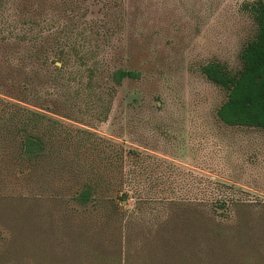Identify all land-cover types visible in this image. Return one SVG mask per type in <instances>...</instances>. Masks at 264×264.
<instances>
[{
  "label": "rangeland",
  "instance_id": "374dc122",
  "mask_svg": "<svg viewBox=\"0 0 264 264\" xmlns=\"http://www.w3.org/2000/svg\"><path fill=\"white\" fill-rule=\"evenodd\" d=\"M254 1L0 0V264H264V132L220 122L226 92L201 71L213 61L240 69ZM66 7L75 32L90 39L91 84L75 58L64 76L50 64L32 68L27 45L10 35L47 34L69 23ZM32 17L38 25L24 23ZM117 69L139 77L114 86L104 117ZM18 82L27 104L12 99ZM16 103L58 122L34 127L46 143L38 158L20 154ZM53 105L55 114L45 111ZM108 142L149 154L181 185L156 188L165 194L153 202L123 200L121 211L78 204L85 182L108 197L128 190L118 161L107 160Z\"/></svg>",
  "mask_w": 264,
  "mask_h": 264
},
{
  "label": "trees",
  "instance_id": "16d2710c",
  "mask_svg": "<svg viewBox=\"0 0 264 264\" xmlns=\"http://www.w3.org/2000/svg\"><path fill=\"white\" fill-rule=\"evenodd\" d=\"M247 9L252 16L255 32L240 52V69L236 73H231L225 64L213 61L202 66L201 71L210 82L226 92V100L217 110V117L220 122L230 127L254 128L264 132V0H256L248 4ZM62 15L69 23L62 26L59 24V27L51 32L49 31L47 34H43L41 30L33 31L30 28L18 32L16 30L12 31L10 35L15 39L16 43H21V46L27 45L26 53L24 54H27L26 57L31 61L32 68L37 69L43 64H50L54 70V76H64L65 68L70 65L69 62L72 64L73 58H75L76 65L87 66L88 80H90L91 84L97 70L96 66H88L86 64L87 52L84 49L87 48L91 51L89 45L90 39L85 36L83 31L80 33L75 32L76 30H74L73 25L75 15L71 7L63 9ZM34 18L24 20V23L27 25H38L37 20ZM51 21L56 20L53 18ZM86 42L88 43L87 46H85ZM17 53L24 55L20 52ZM25 61L19 58L17 60V68H21ZM57 63L60 65L58 66ZM51 77L53 76L51 75ZM138 77V73L123 69H117L110 73L107 85L108 100L105 104H102V107L105 106L101 111L102 116L105 117L109 113L108 109L115 91L114 86L119 85L124 79H137ZM52 79L54 80V78ZM109 81L114 85L112 86ZM15 89L18 96L12 99L16 100L19 104H27L26 100L20 96L23 95L26 86L18 82ZM35 98V101L40 99L37 93H35ZM18 103L10 106L15 109V114L11 120H18V123L21 124L18 132L20 135V154L27 158H38L44 155L46 143L38 132H34V127L40 126L47 120V122L53 125H57L58 122L47 118L38 111L27 108L21 110ZM35 105H39L38 103L35 102L32 106L41 109L40 106ZM75 105L77 108V103ZM54 107L56 105L48 106L46 108L48 110L45 111L55 114ZM80 133L83 137L87 136L88 138L100 140L98 143H104L103 138L87 129L80 130ZM109 143L107 145L108 152L104 153L107 155V160H116L120 164L123 176L125 175L124 184L128 187V190H118L114 197H108L103 196L100 191V185L97 182H85L77 189L74 196L78 204L88 205L106 201L109 202L113 209L121 211L122 209L119 205L122 204L123 200L137 196V199L141 203L153 202L158 200L154 197L155 195L165 194L164 190L157 192L156 188L166 185L172 187L181 185L182 181L178 179L180 176L175 177V179L172 178V174L155 170L153 167V157L149 154L135 148L125 150L122 146L120 147L113 143H110L112 144L110 146ZM125 164L128 167L126 174L124 172ZM159 200L168 201L169 199L159 198ZM172 200L174 199H170V201ZM210 201L212 202L213 200ZM219 202L225 205V202L221 200ZM229 205L226 204L228 207Z\"/></svg>",
  "mask_w": 264,
  "mask_h": 264
},
{
  "label": "water",
  "instance_id": "95a60500",
  "mask_svg": "<svg viewBox=\"0 0 264 264\" xmlns=\"http://www.w3.org/2000/svg\"><path fill=\"white\" fill-rule=\"evenodd\" d=\"M122 204H125V201Z\"/></svg>",
  "mask_w": 264,
  "mask_h": 264
}]
</instances>
